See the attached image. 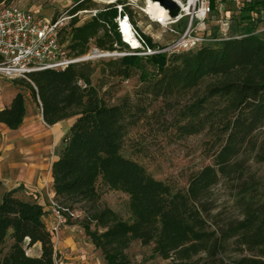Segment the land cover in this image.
<instances>
[{
    "label": "trees",
    "instance_id": "16d2710c",
    "mask_svg": "<svg viewBox=\"0 0 264 264\" xmlns=\"http://www.w3.org/2000/svg\"><path fill=\"white\" fill-rule=\"evenodd\" d=\"M90 2L75 0L72 13L87 9ZM210 4L211 10L217 8L214 0ZM247 8L264 13V0H252ZM110 20L107 14L74 19L67 44L70 55H86L93 46L116 50L122 40L117 24V35L109 27ZM254 20L240 23L237 30L231 24L233 34L215 44L109 59L110 73L125 78L142 59L152 65L134 93L114 104L103 100L92 84L93 59L13 80L40 104L48 124L75 119L53 163L55 200L75 210L78 204L89 205L73 224L101 250L107 264H131L129 250L136 241L152 245V257L171 259L172 264H264V212L254 209L262 192L258 180L241 191L244 219L237 225L213 229L201 210L202 199L222 177L243 171L247 153L264 161V140L260 144L258 139L264 129V36L256 32ZM190 91L199 92L182 104V96ZM157 102L163 104L161 109L175 111L180 137L206 133L215 140L213 163L192 172L184 189L155 178L123 154L129 131ZM25 113V96L18 90L10 106L0 110V122L18 129ZM99 183L128 195L130 220L101 202ZM48 212L19 197L15 189L0 193V264H57L56 234L45 221ZM234 236L254 254L227 260L226 244Z\"/></svg>",
    "mask_w": 264,
    "mask_h": 264
},
{
    "label": "rangeland",
    "instance_id": "374dc122",
    "mask_svg": "<svg viewBox=\"0 0 264 264\" xmlns=\"http://www.w3.org/2000/svg\"><path fill=\"white\" fill-rule=\"evenodd\" d=\"M75 0H5L7 5L22 7L28 11L40 14H59L64 11L71 13ZM113 1V2H112ZM124 3V9L132 11V19L137 25V30L150 47H167L172 51L180 41L186 39L188 44L179 46L180 51L196 48L202 44H215L222 38L232 35L230 25L237 30L240 23L252 18V24L256 32L264 36V13H250L247 4L252 0H214L217 8L211 10L205 19L192 18L194 1H191V11L174 23L164 24L157 21L152 14L146 11L148 0H92L83 10H97V15H109V27L116 34V7L118 2ZM116 4L115 6H110ZM85 21L91 18V14L81 16ZM118 33V32H117ZM194 42L196 44H194ZM118 42L117 51L129 52L126 44ZM177 48V49H179ZM106 52V51H105ZM114 52V51H112ZM170 53V52H169ZM131 55V54H127ZM124 56L112 54L93 59L95 68L92 74V84L98 95L109 104L119 102L126 95H132L136 87L141 83V78L152 71V65L145 59L137 62V68L130 78L112 75L108 61L113 57ZM4 84L15 86L13 79L0 74V89ZM17 90L29 92L26 87L17 85ZM199 92V91H198ZM196 91H190L182 96L181 103L189 101ZM161 102L155 103L149 110L148 116L138 125L131 128L126 140L123 154L132 158L146 167L157 179L169 183L175 189L187 187L189 176L202 167L213 163V153L216 149L214 138L206 133L180 137L176 131L175 111L166 108L161 109ZM259 143L264 140V129L259 133ZM242 172L234 173L229 177H222L214 185L201 201V210L213 229H228L237 225L244 219L245 207L240 199L241 191L245 184L252 179L261 183V196L254 204V209L264 212V161H259L255 153H247L244 157ZM101 202L108 205L125 220H130L129 197L121 191L111 190L101 183L98 184ZM89 205L78 204L76 209L86 210ZM86 207V208H85ZM84 215V213H83ZM225 257L227 260L237 259L243 256H252L254 252L239 244L238 236L227 241ZM131 264H172L171 259L152 257V245L143 246L136 241L130 250ZM31 254H36L32 250Z\"/></svg>",
    "mask_w": 264,
    "mask_h": 264
},
{
    "label": "built area",
    "instance_id": "2783aa9c",
    "mask_svg": "<svg viewBox=\"0 0 264 264\" xmlns=\"http://www.w3.org/2000/svg\"><path fill=\"white\" fill-rule=\"evenodd\" d=\"M125 6L124 3L116 5L119 10L116 24L121 40L130 48L129 52L118 53L117 50L105 52L93 46L86 55L74 57L67 49L73 21L78 19L82 22L81 16L84 14H91V17L97 16V10H80L76 13L68 10L59 14L46 15L1 3L0 55L3 61L0 63V74L13 80L27 79L28 74L34 71L65 69L75 62L109 54L152 56L161 52H178L181 50L179 46H184L182 40L172 51L167 47L163 49L150 47L137 30V25L130 13L124 9ZM210 12V0H196L194 12L190 15L192 18L205 19ZM134 40L138 42V45L133 44ZM50 212L53 220L49 227L55 234L65 227L81 230L77 224L73 223L82 217V211L62 207L53 200ZM57 264L60 263L57 262Z\"/></svg>",
    "mask_w": 264,
    "mask_h": 264
},
{
    "label": "crops",
    "instance_id": "0c3cea01",
    "mask_svg": "<svg viewBox=\"0 0 264 264\" xmlns=\"http://www.w3.org/2000/svg\"><path fill=\"white\" fill-rule=\"evenodd\" d=\"M1 88L0 110L10 106L18 93L10 84ZM24 96L26 113L20 127L13 130L0 122V193L15 189L19 197L43 205L49 211L45 221L50 226V205L55 200L53 163L59 158L63 139L75 119L50 125L44 120L40 104L29 92ZM34 248L39 249V245ZM55 248L60 264H107L101 250L83 230L60 229L55 236Z\"/></svg>",
    "mask_w": 264,
    "mask_h": 264
},
{
    "label": "bare ground",
    "instance_id": "6f19581e",
    "mask_svg": "<svg viewBox=\"0 0 264 264\" xmlns=\"http://www.w3.org/2000/svg\"><path fill=\"white\" fill-rule=\"evenodd\" d=\"M181 8V12L179 13L177 18L171 17L168 9L164 7L159 0H148L146 11L159 21L160 23L169 24L174 23L179 18L181 19L183 15L189 14L191 11V1L189 3H185L183 0H174ZM194 3L196 0H193ZM192 12V11H191ZM179 19V20H180ZM134 45H138V42L136 40L132 41ZM183 44H187L188 40H183Z\"/></svg>",
    "mask_w": 264,
    "mask_h": 264
},
{
    "label": "water",
    "instance_id": "95a60500",
    "mask_svg": "<svg viewBox=\"0 0 264 264\" xmlns=\"http://www.w3.org/2000/svg\"><path fill=\"white\" fill-rule=\"evenodd\" d=\"M113 2V1H112ZM117 1H115L116 3ZM159 2L168 9L171 17L177 18L181 12L180 6L174 0H159ZM112 55V54H109Z\"/></svg>",
    "mask_w": 264,
    "mask_h": 264
}]
</instances>
